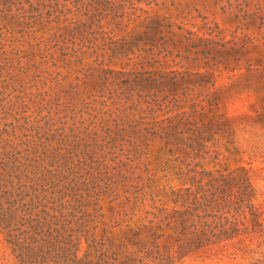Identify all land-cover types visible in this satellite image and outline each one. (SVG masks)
<instances>
[{"label":"rangeland","instance_id":"1","mask_svg":"<svg viewBox=\"0 0 264 264\" xmlns=\"http://www.w3.org/2000/svg\"><path fill=\"white\" fill-rule=\"evenodd\" d=\"M0 264H264V0H0Z\"/></svg>","mask_w":264,"mask_h":264}]
</instances>
